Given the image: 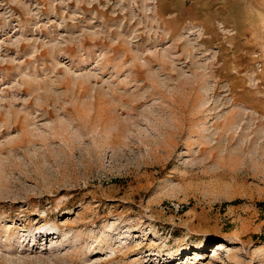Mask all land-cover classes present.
<instances>
[{
    "label": "rangeland",
    "instance_id": "1",
    "mask_svg": "<svg viewBox=\"0 0 264 264\" xmlns=\"http://www.w3.org/2000/svg\"><path fill=\"white\" fill-rule=\"evenodd\" d=\"M0 264H264V0H0Z\"/></svg>",
    "mask_w": 264,
    "mask_h": 264
},
{
    "label": "bare ground",
    "instance_id": "2",
    "mask_svg": "<svg viewBox=\"0 0 264 264\" xmlns=\"http://www.w3.org/2000/svg\"><path fill=\"white\" fill-rule=\"evenodd\" d=\"M51 236V234H49Z\"/></svg>",
    "mask_w": 264,
    "mask_h": 264
}]
</instances>
